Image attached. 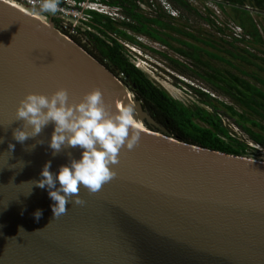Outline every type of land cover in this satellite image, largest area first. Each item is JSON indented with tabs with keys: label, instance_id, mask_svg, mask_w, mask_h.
Listing matches in <instances>:
<instances>
[{
	"label": "water",
	"instance_id": "water-1",
	"mask_svg": "<svg viewBox=\"0 0 264 264\" xmlns=\"http://www.w3.org/2000/svg\"><path fill=\"white\" fill-rule=\"evenodd\" d=\"M60 88L75 103L99 88L110 112L131 105L140 138L132 150L121 149L112 180L96 193L81 186L84 203H70L53 218L47 189L24 183L39 180L49 160L58 172L80 149L53 156L51 123L24 145L13 130L23 124L15 115L20 100ZM0 137V264H264V162L171 138L51 21L6 0H0ZM26 145L35 148L26 152Z\"/></svg>",
	"mask_w": 264,
	"mask_h": 264
},
{
	"label": "trees",
	"instance_id": "trees-1",
	"mask_svg": "<svg viewBox=\"0 0 264 264\" xmlns=\"http://www.w3.org/2000/svg\"><path fill=\"white\" fill-rule=\"evenodd\" d=\"M107 1L103 0L104 3L121 8L123 20L116 21L105 15L90 12L91 20L86 27L91 31H81L77 28L76 36L70 38L109 70L159 127L164 128L171 138L180 142L250 158L253 153L248 152H255L256 149L230 133L223 124L222 119H225L253 146L264 150V30L259 29L247 10L250 7L258 16L264 18V0H210L221 9L227 6L231 11V19L242 30L244 37L241 39L234 38L231 32L230 41L219 39L227 49L222 48L221 43L215 44L211 39H203L198 37V34L188 32L186 21L182 28L176 27L170 12L161 5L156 8V5L148 2L153 8L154 16L148 14L150 17L147 18L139 10L144 0ZM165 2L172 5L176 11L194 12L204 22L214 25L210 17L199 15L189 2ZM173 8L171 7L172 10ZM207 13L212 17L210 11ZM48 20L60 30L57 19L50 20L48 17ZM216 31L225 36L222 29L217 28ZM168 33L182 39L173 38ZM79 36L86 39V43H82ZM137 36L150 38L183 58L184 61L180 62L162 55L173 65L174 72L187 79L202 81L205 89L213 96L186 84L199 105L188 107L173 99L130 61L129 51L124 44L144 49ZM171 42H175L179 47H174ZM198 45L215 50L221 55L209 53ZM231 60L239 64L235 65ZM211 61L218 62L235 73L217 68ZM216 96L223 97L229 103L219 100ZM145 126L148 130L160 133L159 129L147 123Z\"/></svg>",
	"mask_w": 264,
	"mask_h": 264
},
{
	"label": "clouds",
	"instance_id": "clouds-1",
	"mask_svg": "<svg viewBox=\"0 0 264 264\" xmlns=\"http://www.w3.org/2000/svg\"><path fill=\"white\" fill-rule=\"evenodd\" d=\"M159 2L166 10L165 0ZM40 7L43 12L55 14L58 0H43ZM15 115L16 121L23 122L21 127L13 130V139L16 142L24 145L26 140L37 137L51 123L54 130L48 146L53 156L65 149H80L78 159L68 153L69 162L61 165L58 172L50 171L49 160L45 162L39 180L24 183H31L32 188L35 185L47 189L50 199L54 201L51 205L53 218L65 214L66 205L70 203H84L79 195L81 186L90 193H96L112 180L116 175L112 165L118 163L121 149L132 150L140 138L133 107L129 105L119 111L110 112L99 88L85 93L78 103L69 102V93L65 88H60L51 95L30 92L20 100ZM2 143L4 138L0 137V144ZM34 148L35 145H26L25 151L31 152ZM14 149L15 145L9 142L7 152L12 154ZM26 163L28 162L23 161V168ZM31 192L32 190L26 197ZM42 215L41 209L33 213L37 222ZM20 230L24 229L21 227Z\"/></svg>",
	"mask_w": 264,
	"mask_h": 264
},
{
	"label": "rangeland",
	"instance_id": "rangeland-1",
	"mask_svg": "<svg viewBox=\"0 0 264 264\" xmlns=\"http://www.w3.org/2000/svg\"><path fill=\"white\" fill-rule=\"evenodd\" d=\"M163 2V0H152L154 6L157 5L160 6V2ZM150 2V0H149ZM160 3V4H159ZM138 4V3H137ZM162 5V4H161ZM173 8L172 5H168L166 3V9ZM192 7L198 12L199 15L202 17H210L211 20H213V26L204 22L201 20L194 12L189 11H176L173 8V11L176 14V17H173L172 22L174 25L178 28H182V25L187 23V31L193 34H198V37H201L203 39H211V41L215 42V44L221 43L219 41L220 38L225 39L226 41H230L231 38L229 36L232 29L238 28L237 24L231 19V11L227 6H224L223 9H221L215 2L212 1H198L194 2ZM155 8V10H156ZM159 9V7H158ZM252 8L249 7L247 9L250 12L251 17L256 21L258 24V27L260 30H264V18L262 16H258L256 11H252ZM139 10L145 14V16L148 18L153 15L154 11L153 8L150 7L148 4V0H144V4H142L139 7ZM180 10V9H178ZM207 11L211 12L212 17L210 14L207 13ZM150 16H149V15ZM38 16L43 22L48 24V20L44 19L42 15ZM154 16V15H153ZM172 18V17H171ZM55 30L58 31V29L53 26ZM184 28V27H183ZM222 29L225 33V36H222L221 34H218L216 29ZM85 28H81V31ZM229 29V31H228ZM87 30V29H86ZM91 31V30H88ZM162 33L166 31H161ZM262 32V31H261ZM167 33V32H166ZM171 37L182 39L174 34L168 33ZM66 36V35H65ZM76 36V35H74ZM82 41V43H86V39H83V37L79 36ZM71 40V38L69 37ZM138 41L144 46V49H140L137 47H132L130 45L124 44L126 49L129 51L128 56L130 61L143 71L155 84L162 87L173 99L178 100L182 104L188 107H192L194 104L199 105L197 98L192 94V92L186 87V84L189 86H194L195 88L200 89L201 91L205 93H209L211 96H213L208 90H206L205 85L202 81L195 80V79H187L183 76L177 74L173 71V65L167 60V58L179 60L180 62H183L184 59L181 58L179 55L175 54L172 50L168 49L167 47L151 40L150 38L144 37V36H137ZM183 40H185L183 38ZM72 41V40H71ZM187 42H190L186 39ZM191 43V42H190ZM193 43V42H192ZM171 45L174 47H179L175 42H171ZM221 47L227 49L228 47L225 46V44L221 43ZM199 47L204 48L209 53H214L217 55L218 52L215 50H211L209 48L203 47L201 45H198ZM218 47H220L218 45ZM162 55L166 56L167 58L163 57ZM231 62L235 65L239 64L237 61ZM211 64L216 66L217 68L221 69H227L231 73H235V71L230 70L226 66L211 61ZM247 70V68H245ZM217 97V96H216ZM219 100L224 101L226 103H229L228 100L224 99L223 97H217ZM223 124L225 127L228 128L230 133H232L234 136L238 137L241 140H244L250 147L255 148V152H248L249 154L253 153V155L250 156L249 159H253L256 161L264 162V150L258 147L253 146L246 137L239 132L238 129H236L228 120L222 119ZM253 157V158H252Z\"/></svg>",
	"mask_w": 264,
	"mask_h": 264
},
{
	"label": "built area",
	"instance_id": "built-area-1",
	"mask_svg": "<svg viewBox=\"0 0 264 264\" xmlns=\"http://www.w3.org/2000/svg\"><path fill=\"white\" fill-rule=\"evenodd\" d=\"M12 2L19 6L20 8L27 11V13L36 16L35 14L42 15L46 21L48 17L50 20L52 18L59 21L60 30L58 32L62 35L69 37L76 35L77 28H85L86 24L91 20V14L96 13L98 15H105L112 20H123L121 15V8L119 6H112L110 4L104 3L103 0H58V7L55 14H50L41 11V4L43 0H6ZM108 2L107 0H105ZM127 1V0H124ZM155 1V0H154ZM193 5L194 2L204 1V0H184ZM210 1V0H205ZM149 2V0H148ZM214 2V1H212ZM149 3H153L150 0ZM216 4V3H215ZM141 6V5H140ZM167 10V9H166ZM170 15L176 16L172 9H169ZM49 21V20H48ZM52 24V23H51ZM83 29L82 31H85ZM232 36L237 39H241L243 36L241 28L232 29ZM61 32H66L65 34ZM247 37V36H246ZM248 38V37H247Z\"/></svg>",
	"mask_w": 264,
	"mask_h": 264
},
{
	"label": "bare ground",
	"instance_id": "bare-ground-1",
	"mask_svg": "<svg viewBox=\"0 0 264 264\" xmlns=\"http://www.w3.org/2000/svg\"><path fill=\"white\" fill-rule=\"evenodd\" d=\"M7 2H8V1H7ZM9 3H10L11 5L15 6L16 8L22 10L23 12L27 13V11H25V10L22 9V8H20V7L17 6L16 4H14V3H12V2H9ZM27 14L30 15V16H32V17H34V18H36V19H38L39 21L43 22L38 16H33V15L29 14V13H27ZM43 23H45V22H43ZM45 24H47V23H45ZM68 40H69V39H68Z\"/></svg>",
	"mask_w": 264,
	"mask_h": 264
}]
</instances>
